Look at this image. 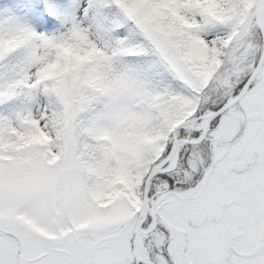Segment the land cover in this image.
Wrapping results in <instances>:
<instances>
[{
    "label": "snow or ice",
    "instance_id": "snow-or-ice-1",
    "mask_svg": "<svg viewBox=\"0 0 264 264\" xmlns=\"http://www.w3.org/2000/svg\"><path fill=\"white\" fill-rule=\"evenodd\" d=\"M0 264H264V0H0Z\"/></svg>",
    "mask_w": 264,
    "mask_h": 264
}]
</instances>
